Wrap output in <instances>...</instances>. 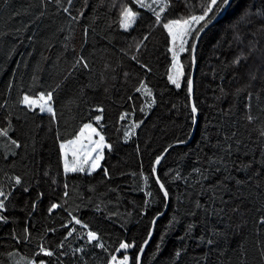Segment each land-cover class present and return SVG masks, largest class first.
Here are the masks:
<instances>
[{"label":"snow or ice","instance_id":"obj_1","mask_svg":"<svg viewBox=\"0 0 264 264\" xmlns=\"http://www.w3.org/2000/svg\"><path fill=\"white\" fill-rule=\"evenodd\" d=\"M53 2L58 10L62 9L63 13L70 17V25L73 23L81 25L82 39L79 45L81 50L89 44L90 35L93 40H96L97 37L100 40L108 39L107 32L102 34L96 31L95 24L98 16L92 21L91 27L82 24V19L87 18L85 10L95 11L88 0H83L80 8H75L74 0H67V6H63L62 0H23L18 8L12 9L8 20L5 22V28L0 30V52H3L0 62L11 60L14 54L25 55L18 53V46H23L25 40L28 41L29 46L34 43L36 36L34 29L38 28V22L42 20L47 8ZM14 3L15 0H0V7L8 8ZM235 3L236 0H200L199 3L195 0H183L182 5H178L176 0H151L150 3L147 0H130V2H123L122 0L117 5L116 0H112L108 4V11L118 8L117 20L113 23L117 24L118 28L123 29L124 32H128L130 29L134 30L133 26L139 24L142 19L140 9L151 14L149 21L154 17L153 23L159 25L167 34V52L171 55L170 67L166 73L167 82L176 89H181L183 82L186 87L187 98L191 100L194 93V80L187 73L182 57L187 56L190 65L196 63V53L201 35L205 34L206 30L221 15L232 9ZM100 7H104V0H100ZM73 9H75V15L72 14ZM179 13H183V15ZM23 17H28L27 22L23 21ZM13 22L19 23L20 26H11ZM107 28L111 29L112 24L109 23ZM59 31L63 33L64 29L61 28ZM29 32L31 34L25 35ZM229 32L231 38L226 43L231 51V57L227 61L220 60L218 57L217 61L224 69L232 71L233 79L240 81V86L231 94L241 100L244 118L248 125H253L259 119L258 116L252 115L253 101L259 104L264 99V0H244V4L234 18ZM9 37L12 38L13 43L9 44ZM69 40L70 36L65 35L64 41ZM147 40L148 36H144L136 45L137 51L130 56V60L139 65V68L145 73H150V65L142 59V56L148 55L147 44L145 43ZM47 47L51 49L52 46L48 44ZM62 47L63 52L56 57V61H53L49 67L55 68L64 53L69 51L68 43H64ZM93 47L102 54L106 52L104 47L99 49L96 48V45ZM121 51L123 52V50ZM71 53L73 60L68 61L69 66L63 72L57 73L61 79L54 86L49 85L47 88L41 83L39 85L40 90L35 92L31 90V86H29L28 91H25L20 85H14L13 81L18 76L22 78L19 73L21 64L25 68L31 66L33 83L39 79L37 72H43L44 66H41L39 62L32 64L31 61L20 60L16 61V67L11 69V78L7 83L5 99L3 103H0V109H3L5 113L3 117H0V138L4 139L5 144L0 145V147L4 149L2 159L7 163L9 169L15 167L17 160L26 168L29 167L26 149L31 147L34 153L37 142L34 133L31 136V144L22 138H14L17 132L15 124L21 121L19 115L13 119L12 112L8 111L7 96L14 86L18 90L15 101L18 111L23 112L25 116L28 113H47L50 117V123H52L57 121V112L54 107L57 100L56 94L71 88L72 82L77 81L79 77H90L88 83L77 84L73 89L84 102H87L85 89L95 90V87L107 85L109 80L117 78V68L105 60L99 79L95 80L93 78L94 62L84 56L82 51H77L75 46H72ZM41 55L43 57V53ZM124 55L127 53L125 52ZM27 56L31 57L32 52H27ZM44 59L49 61L51 57H44ZM213 73L219 74L215 68ZM129 77L130 73L124 71L123 80L125 83ZM220 78L223 79V76ZM139 85L134 90L138 94L142 93L146 101L139 108V112L145 113V109L152 112L154 105L157 104L156 95L153 89L145 83V80H139ZM104 91L105 93L109 91L107 86L104 87ZM219 91L221 95L225 94L223 85L219 87ZM133 99V96H127L128 101H133ZM172 107L175 108L176 106L173 105ZM104 111L103 106H96L94 113L99 114H93L90 121L83 123L71 139H61L57 134L56 138L59 140L58 169L62 168L65 177L69 173H78L87 178L99 170L103 173L102 179L104 181L109 183L112 181L109 168L102 164L105 161V151L114 150L113 144L106 140L103 125L100 123L104 118ZM261 111H264V107H261ZM197 112L198 105L192 102L190 118L193 122H195ZM223 114L230 116L231 108ZM135 116L136 108L132 107L130 113H122L119 119L126 121ZM146 120L147 116L144 119L136 118L126 125L123 130L125 142L136 135V129H142ZM92 121L95 122V126ZM20 131L23 134V129ZM250 131L256 134L259 142V158L253 155L250 160L242 159L240 154L242 149L248 148V144L241 138L238 131L233 129L230 133L225 132L221 135V130L218 129L215 143H212L211 135L207 131L205 132L203 143L208 151L200 148L190 167L181 170L178 165L175 176L170 175L172 169L165 172L163 177L158 175L157 166H162L166 154L175 145L186 144L185 139H177L174 143L168 144L149 162V175L144 177V183L148 186L149 177L153 178L152 186H156V193L153 195L149 191L145 195L153 199L158 198L160 204L167 205L172 198V183L183 180L185 188L180 196H177V207L167 224L162 228L159 241L154 245L151 256L153 264H162L166 238L170 232L175 230L177 224L183 225L184 235L179 237L180 246L168 253V264H180L184 255L187 254V242L189 240L197 241V247L203 245L208 249L203 257L194 258V264H212L211 254L220 247V240L225 238V233L213 227L203 228L199 235H194V229L200 224V218L203 217L204 220L211 216L223 218L228 215L229 211L232 214H238L241 209L237 202L243 203L248 199H256L259 204L258 207L254 205V210L258 213L254 235L259 251L258 264H264V190H261L262 185H264V180H262L264 178V121H261L258 127L252 128ZM21 152L25 153L23 157H21ZM136 152L140 155L139 144L136 146ZM242 154L247 156L249 153L243 151ZM236 173H244V175L239 176ZM132 175L136 174L133 173ZM140 175L143 176V172ZM3 177L4 180L0 181V225L12 226L8 236L13 241L12 245L6 246L4 251L0 252V257L4 255L8 257L7 260L3 261V264H12V262L21 264V261L22 264H90V260H95L98 255L100 264H145L146 246L150 244V240L154 236L157 218L164 215L159 209L155 211V215L145 226V234L140 237L139 241L135 237H125L119 239L113 246L107 243L97 230H93L79 213L84 209H89L93 210V214H102L101 205L106 207L107 203L112 202L113 196L119 200L120 192L123 190L118 185L115 187H110L108 184H103L100 187L90 186L86 191L81 190L79 192L76 196L79 203H75L70 210V207H66L69 205L70 193L68 191L69 185L65 182L60 200L51 202L46 209L49 219L60 214L58 221L43 226L42 231H38L35 224L30 223L38 208V203L42 201L44 196L43 192H38L34 199L19 206L18 210L25 213V218L23 227L17 231L16 226L19 221L13 215L17 211V205L14 203L15 196L17 192L29 193L30 189L22 175H10L9 171H3ZM41 178H49L51 184L58 183V180L51 179L49 170H40L34 173L32 183L38 186ZM253 187L257 190L255 196L251 191ZM245 189L249 190L247 196L244 195ZM89 192L92 195H89ZM10 204L13 205L12 208H9ZM143 205L144 207L137 213L140 218L148 215L150 201L143 200ZM181 207L185 209L182 214L180 212ZM65 213L66 216L62 215ZM109 215L114 216L116 213L110 212ZM57 224L58 226H56ZM74 242L79 243H75L74 246ZM29 245H33L31 251L21 256L20 260H16L15 257L19 255V249H27ZM9 247H14L17 251H10L8 250ZM236 251L238 252L236 264H247V260L244 258L246 256L244 244H239ZM218 255L223 256L225 253L221 250ZM228 264H233L231 257L228 258Z\"/></svg>","mask_w":264,"mask_h":264},{"label":"trees","instance_id":"obj_2","mask_svg":"<svg viewBox=\"0 0 264 264\" xmlns=\"http://www.w3.org/2000/svg\"><path fill=\"white\" fill-rule=\"evenodd\" d=\"M22 2L23 0H15V3L8 8L0 7V30L5 28V22L8 20L12 9L18 8ZM88 2L95 11L85 10L87 18L82 19V24L91 27L92 21L98 16L99 18L96 19L95 24L96 31L102 34L107 32L108 39L100 40L97 37L96 40H93L90 35L89 44L81 50L79 47L82 39L81 25L75 23L70 25V17L63 13L62 9L58 10L53 2L47 8L45 16L38 22V28L34 29L36 32L34 43L29 46L28 41L25 40L23 46H18V53H24L25 55L14 54L11 60L0 62V103L4 102L7 83L11 78V69L16 67V61L28 60L32 64L39 62L41 66H44L43 72H37L39 79L33 83L31 66L25 68L21 64L19 73L22 78L18 76L13 81L14 85H20L23 90L28 91L29 86H31V90L35 92L40 90L39 85L41 83L47 88L49 85L54 86L61 79L57 73L63 72L69 66L68 61L73 60L72 46H75L77 51H82L84 56L94 62L93 78L95 80L99 79L105 60L117 68V78L109 80L107 85L95 87V90L85 89L87 102H84L73 89L77 84L88 83L90 77H79L77 81L72 82L71 88L56 94L57 100L54 107L57 112V121L52 123H50V117L47 113H28L25 116L23 112L18 111L15 105L18 90L14 86L7 96L9 101L8 111L12 112L13 119L17 115L21 117V121L15 124L17 132L14 138H22L31 144V136L34 133L37 141L36 151L33 153L31 147L26 149L29 167L26 168L24 164L17 160L15 167L9 169L7 163L2 159L4 149L0 147V181L4 180L3 171H9L10 175H22L30 189L29 193L17 192L15 196L14 203L17 205V211L13 215L19 221L16 226L17 231H20L23 227L25 218V213L18 210L19 206L34 199L38 192H43L44 196L42 201L38 203V208L30 223L35 224L38 231H42L43 226L53 224L54 221L59 219L60 214L49 219L46 209L51 202L60 200L65 182L69 185V205H66V207H70V210L75 203H79L76 196L81 190L86 191L90 186L100 187L103 184H108L110 187L118 185L123 190L120 192L119 200L115 196H113L111 203H107L106 200L107 206L101 205L102 214H93V210L84 209L79 215L83 216L84 221L89 223L93 230H97L107 243L115 246L119 239L125 237H135L139 241L140 237L145 234V226L148 225L151 217L155 215V211L159 209L164 215L157 219V227L154 230V236L151 238L150 244L146 246L147 255L144 258L145 264H153L151 256L154 245L159 241L162 228L167 224L177 207V196H180L185 190L183 180L172 183V198L167 205L160 204L158 198L153 199L145 195L149 191L153 195L156 193V186H152L153 178L149 177L148 186L144 183V177L149 175V162L154 159L155 155L177 139L182 138L187 141L186 144L175 145L174 148L170 149L169 153L166 154V159L162 161V166H157L158 175L163 177L165 172L172 169L170 175L175 176L178 165L181 170L190 167L195 161L200 148L208 151L203 143L206 131L211 135L212 143H215L218 129L221 130V135L236 129L241 138L248 144V148L242 149V153L247 151L249 154L243 156L241 153V158L247 161L252 159L253 155L256 158L260 156L259 142L256 134L251 132L250 129L258 127L261 121H264V111H261V107H264V99L259 104L253 101L252 115L258 116L259 119L253 125H248L242 111L241 100L231 94L240 86V81L233 79L232 71L224 69L217 61L218 57L223 61H227L231 57V51L226 41L231 38L229 28L243 6L244 0H236L233 8L223 17H220L206 30L205 34H202L198 42L196 63L194 65H190L187 56L182 57L187 73L194 80V93L191 100L187 98L186 87L183 82L181 89H176L167 82L166 73L171 63V55L167 52V34L159 25L153 23L154 17L149 21L150 13L140 9L142 19L139 24L133 26L134 30L130 29L128 32H124L123 29L118 28L117 24L113 23L117 20L118 8L108 11V4L112 0H104V7H100V0H88ZM121 2L122 0H116L117 5ZM123 2H130V0H123ZM195 2L199 3L200 0H195ZM74 3L75 8H80L83 0H74ZM176 3L182 5L183 0H176ZM62 4L67 6V0H62ZM72 14H76L75 9H73ZM179 14L183 15V13ZM22 19L27 22L28 17ZM109 23L112 24L111 29L107 28ZM11 26L18 27L20 24L13 22ZM61 28L64 29L63 33L59 31ZM27 34H31V32L25 35ZM65 35L70 36V40L67 42L64 41ZM144 36H148V40L145 42L148 55L142 56V59L150 65V73H145L139 68V65L130 60V56L137 51L136 45ZM8 41L9 44L14 42L11 37L8 38ZM64 43L69 44V51L64 53L55 68L49 67L53 61H56V57L63 52L62 45ZM48 44H51V49L47 47ZM93 45H96L97 49L106 48V52L102 54L94 49ZM27 52H32V56L28 57ZM125 52L127 55H124ZM41 53H43V57ZM2 56L3 52H0V57ZM44 57H51V60L45 61ZM214 68L217 69L218 75L213 73ZM124 71L130 73L126 83L123 80ZM221 76H223V79L220 78ZM141 79L145 80V83L153 89L156 95L157 104L154 105L152 112H148L147 109H145V113L139 112V108L146 103L143 94H138L134 90L135 87L140 86L139 80ZM221 85L225 89L224 95H221L219 91ZM105 86L109 89L107 93L104 91ZM129 95L134 97L133 101L127 100ZM192 102L198 105L195 122L190 118ZM173 105L176 107L173 108ZM96 106H103L105 109L104 118L100 123L103 125L106 140L114 146L113 151H105V161L102 163L109 168L112 176L110 183L102 179L103 173L99 170L93 173L92 176L85 178L83 174L78 173H69L65 177L62 168L58 169L59 140L56 138L57 134L61 139H71L83 123L90 121L93 114H99L94 113ZM132 107L136 108V116L121 121L119 119L120 115L124 112L130 113ZM229 108H231V115L225 116L223 113ZM4 114V110L0 109V117H3ZM145 116H147L146 124L142 125V129H136V135L125 142L123 130L126 125L131 123L132 119H144ZM92 122L95 125V122ZM37 125H39V128H37ZM20 129H23V134ZM3 144H5V141L0 138V145ZM137 144L140 147V155L136 152ZM185 154L189 155L186 156ZM200 154L203 155V153ZM24 155L25 153L21 152V157ZM40 170H49L51 179L58 180V183L51 184L49 178H41L38 186L32 183L34 173ZM141 172H143V176L140 175ZM133 173L136 175H132ZM236 175L243 176L244 173H236ZM261 190H264V185H262ZM248 191V189L244 190L245 196L248 195ZM251 191L255 196L257 191L255 187ZM88 194L92 195L91 192ZM143 200L150 201V210L146 217L140 218L137 213L144 207ZM237 204L241 209L238 214H232L229 211L228 215L223 218L211 216L204 220L201 217L200 224L194 229V235H199L203 228L213 227L225 233V238L220 240V247L211 254L212 264H228L229 257H231L233 264H236L238 257L236 250L241 243L244 244L246 252L244 258L247 260V264H258L259 251L254 235L258 213L254 210V205L258 207L259 204L256 199H248L243 203L237 202ZM12 207L13 205L10 204L9 208ZM184 211L185 209L181 207V214ZM110 212H115L116 215L110 216ZM62 215L66 216V213ZM11 227V225H0V252H3L6 246L13 244L8 236ZM49 235L52 236V234ZM183 235V225L177 224L175 230L170 232L166 238L162 264H168V253L180 246L179 237ZM75 243L79 242H74V246ZM32 247L33 245H29L27 249H19V255L15 259L20 260L21 256L31 251ZM8 250L17 251L14 247H9ZM221 250L225 255H218ZM207 252V247L203 245L197 247V241L189 240L187 242V254L184 255L180 264H194V258H201ZM7 259L6 255L0 257V264H3V261ZM90 264H100L99 255L95 260H90Z\"/></svg>","mask_w":264,"mask_h":264},{"label":"water","instance_id":"obj_3","mask_svg":"<svg viewBox=\"0 0 264 264\" xmlns=\"http://www.w3.org/2000/svg\"><path fill=\"white\" fill-rule=\"evenodd\" d=\"M225 14H226V13H224V14L221 15L220 17H223ZM220 17H219V18H220ZM219 18H218V19H219ZM218 19H217V20H218ZM217 20H216V21H217ZM216 21H215V22H216ZM215 22H214V23H215ZM211 26H212V25H211ZM211 26H210V27H211ZM210 27H209V28H210ZM201 36H202V35H201ZM158 218H159V217H158ZM158 218H157V219H158Z\"/></svg>","mask_w":264,"mask_h":264},{"label":"rangeland","instance_id":"obj_4","mask_svg":"<svg viewBox=\"0 0 264 264\" xmlns=\"http://www.w3.org/2000/svg\"><path fill=\"white\" fill-rule=\"evenodd\" d=\"M147 2H149V3H150V2H151V0H147ZM153 6L155 7V5H153ZM172 86H173V85H172ZM173 87H174V86H173ZM94 126H95V125H94ZM102 163H103V162H102Z\"/></svg>","mask_w":264,"mask_h":264}]
</instances>
